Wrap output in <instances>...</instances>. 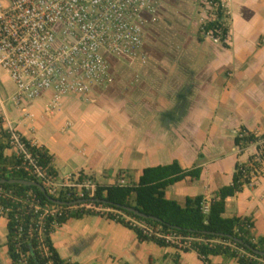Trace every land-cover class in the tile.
Listing matches in <instances>:
<instances>
[{
  "label": "crops",
  "instance_id": "1",
  "mask_svg": "<svg viewBox=\"0 0 264 264\" xmlns=\"http://www.w3.org/2000/svg\"><path fill=\"white\" fill-rule=\"evenodd\" d=\"M230 14L228 47L210 34L199 41L203 19L195 3L160 0L158 19L144 31L143 60L113 64L114 81L88 94H67L48 110L47 92L26 107L11 110L14 125L53 156L57 176L74 172L112 184L121 171L137 182L143 169L177 160L182 168L201 166L199 178L169 185L166 196L181 205L203 195L210 206L231 184L237 162L256 155L257 144L241 150L242 127L264 134V0H223ZM5 80L12 82L8 74ZM11 93L15 86H7ZM13 156V149L4 150ZM225 217H249L256 237L264 236V165L250 184L226 199ZM8 217L0 210V264H11ZM63 259L78 264H207L196 250L182 251L139 241L135 231L100 214L71 217L51 233ZM211 264H240L224 254Z\"/></svg>",
  "mask_w": 264,
  "mask_h": 264
},
{
  "label": "built area",
  "instance_id": "2",
  "mask_svg": "<svg viewBox=\"0 0 264 264\" xmlns=\"http://www.w3.org/2000/svg\"><path fill=\"white\" fill-rule=\"evenodd\" d=\"M159 5L160 0H0V69L15 86L9 93L0 80V144L13 149V156L20 160L16 168H24L35 176L53 198L84 199L70 206L42 205L31 190L26 197H20L11 190L0 189V195L22 201L27 213L36 214L27 233L28 237L36 238L37 250L44 257L51 255L45 241L48 216L82 207L99 212L112 209L93 199L99 184L93 176L74 172L59 178L43 168L34 151L41 145L22 134L12 122L10 112L15 109L32 116L26 111L27 105L47 92H51L52 97L46 106L53 110L67 94L84 95L96 87L112 84L115 62L144 59V31L157 21ZM256 144L263 145L264 139ZM258 155L257 151V159ZM262 165L264 161L260 172ZM7 168L11 171L14 165ZM115 182L131 183L125 171L119 173ZM202 208L204 213L209 212L208 204H202ZM0 210L9 209L0 207ZM128 219L146 232L154 233L153 226ZM22 230L20 225L19 231ZM155 234L166 237L179 248L191 247L196 241L228 244L176 232ZM46 264H53V260Z\"/></svg>",
  "mask_w": 264,
  "mask_h": 264
},
{
  "label": "trees",
  "instance_id": "3",
  "mask_svg": "<svg viewBox=\"0 0 264 264\" xmlns=\"http://www.w3.org/2000/svg\"><path fill=\"white\" fill-rule=\"evenodd\" d=\"M214 7V15L207 19L201 25L199 30V41H203L205 36L211 35L225 46L230 31V14L223 0H207ZM264 139V134L256 135L253 132L242 127L235 136V144L243 150L253 143H257ZM5 144H0V179L24 178L37 180L24 168L17 169L16 165L20 164V160L15 156H6L4 150ZM257 156H250L247 162H237L236 171L233 175L231 184L222 186L216 192V196L211 199L209 212L204 213L202 204L203 195L195 197H187L186 203L181 205L175 199L166 196V189L169 185L185 178L192 176L199 178L202 172L201 166L192 168H182L177 160L169 164H161L150 166L143 169L141 176L137 182H131L127 185H120L116 182L112 184H98L94 200L102 199L105 207L112 209L109 212H99L92 209L76 208L67 210L66 213L56 216H48L45 219V241L49 246L51 255L47 258L40 254L37 250L35 237H28L27 228L36 217L35 213H27V207L22 201L13 198L3 197L0 195V207L8 208L6 215L7 223V241L8 254L11 264H46L48 260H53V264H78L67 259H63L51 239L53 230L66 222L71 217H83L86 214H100L114 219L117 222L133 229L137 234L139 241L152 240L160 246L178 245L167 240L166 237L158 236L155 232L168 234L172 232L179 233L183 236H197L204 239H216L227 242L210 243L208 241H196L191 247L179 248L182 251L196 250L201 259L211 264L210 256L224 254L228 257H234L240 264H264V256L255 254L253 250L240 244L228 237L233 235L241 238L246 244L253 248L264 250V236L256 237L252 229L254 223L249 217L233 216L225 217L226 199L241 191L246 184H250L254 176L259 175L260 166L264 161V144L257 145ZM39 158L40 164L50 174L57 175V170L53 164V156L45 146L34 148ZM259 157L262 160H259ZM14 165L13 170L9 171L7 166ZM11 190L15 195L26 197L28 191H33L40 204H55L41 192L36 186H27L18 183H0V189ZM49 195V194H48ZM50 196V195H49ZM52 197V196H51ZM61 200L67 201L64 196H59ZM133 206L140 209L149 216L158 217L160 220L151 218H143L135 213L128 211L120 206ZM129 218L143 221L153 226L154 233H149L144 228L135 225ZM22 225V232L19 227ZM213 232V233H209ZM221 234H224L222 236Z\"/></svg>",
  "mask_w": 264,
  "mask_h": 264
},
{
  "label": "water",
  "instance_id": "4",
  "mask_svg": "<svg viewBox=\"0 0 264 264\" xmlns=\"http://www.w3.org/2000/svg\"><path fill=\"white\" fill-rule=\"evenodd\" d=\"M6 182H8V183H18V184L27 185V186H36L41 192H43L49 198V200H51L55 204L69 205L70 206V205L82 203L84 201V199H78V200H73V201H65V200H61V199H58V198H53V197L48 195L45 187L40 182H38L36 180H30V179H24V178L0 179V183H6ZM96 201L100 202V203H104L105 202V200H102V199H96ZM120 207L124 208V209H126L128 211H131V212L135 213L136 215L141 216L143 218H151V219L158 220V221L160 220L158 217L149 216L148 214L142 212L140 209L135 208L133 206L130 207V206L122 205ZM209 233H213V232H209ZM221 235L224 236V234H221ZM228 237L233 239V240H235L236 242H238L240 244H244L246 247H248L251 250H253L255 254L264 256V250L253 248L251 245L246 244L243 241V239L236 238L233 235H228Z\"/></svg>",
  "mask_w": 264,
  "mask_h": 264
},
{
  "label": "rangeland",
  "instance_id": "5",
  "mask_svg": "<svg viewBox=\"0 0 264 264\" xmlns=\"http://www.w3.org/2000/svg\"><path fill=\"white\" fill-rule=\"evenodd\" d=\"M171 2H182L187 4L188 6H190L191 4L193 5L194 3L196 5H198L199 10L198 13H203L201 15H198L199 19H203V22L201 23V25L207 21V19H209L210 17H212L214 15V7L212 5L209 4V2H207V0H170ZM228 6L229 9L231 11H233L236 8V5L234 4L233 0H228ZM201 28V26H200ZM7 75L6 72L2 71L0 69V80L1 81H6V85L7 86H12V82H8L7 80H5V76ZM5 84V83H3Z\"/></svg>",
  "mask_w": 264,
  "mask_h": 264
}]
</instances>
